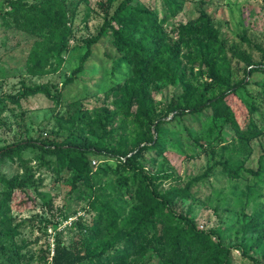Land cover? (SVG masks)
<instances>
[{"label":"trees","instance_id":"trees-1","mask_svg":"<svg viewBox=\"0 0 264 264\" xmlns=\"http://www.w3.org/2000/svg\"><path fill=\"white\" fill-rule=\"evenodd\" d=\"M132 2H97L102 22L95 34L78 45L84 51L65 79L70 82L82 72L93 47L107 40L114 50V55L105 52L111 59L107 73L111 79L122 70L124 77L104 91L105 103L90 111L81 100L72 102L64 127L69 134L61 141L36 137L0 146V159L17 157L23 167L20 174L2 180L0 214L12 209L15 192L34 205L30 189L37 193L42 178L34 177L30 164L37 161L38 167L57 179L62 171L71 172L69 189L87 191L91 214L88 220L79 216L71 222L75 232L68 243L54 235L47 264H146L152 256L158 264H231L233 248L245 256L249 250L258 253L249 256L251 263L264 264V204L258 203L251 212L244 207L237 211L240 227L233 245L224 243L218 230L199 228L190 205L184 212L176 209L179 200L194 197L197 185L215 166L231 179L239 178L242 171L257 177L261 158L256 170L246 167L244 158H225L202 173L182 176L170 164L167 152L174 148L182 156L186 154L165 135L168 127L177 133L174 125L180 123L179 130L186 132L195 147L212 154L228 132L245 142L257 138L261 129L254 114L259 106L246 95L249 82L236 78L238 70L231 59L244 64L246 75L264 73V49L245 34L241 39L261 52L260 61L252 60L239 47L227 48L202 7L205 0H199L196 18L172 29L175 38L163 24L180 11L178 0H162L160 12ZM5 5L0 11L2 24L34 36L24 75L58 71L73 32L67 0H5ZM204 74L209 81L199 79ZM164 84L173 88L172 94L158 102L152 91ZM51 87L56 86L49 82L24 85L8 99L19 103L21 98L43 94L58 102L60 93H53ZM4 108L2 105L0 111ZM26 151L31 152L27 157ZM160 157L162 162L157 163ZM165 181L171 182L159 187ZM10 219L1 220L7 226L0 234L6 237L17 233V225L11 227Z\"/></svg>","mask_w":264,"mask_h":264},{"label":"rangeland","instance_id":"rangeland-1","mask_svg":"<svg viewBox=\"0 0 264 264\" xmlns=\"http://www.w3.org/2000/svg\"><path fill=\"white\" fill-rule=\"evenodd\" d=\"M98 1L67 0L73 30L70 49L64 53V62L58 71L42 76L24 75L25 57L34 36L4 26L0 19V107L5 106L4 110L0 111V146L36 137L61 141L69 134L64 127L68 125L66 118L73 109L72 102L79 99L82 106L90 111L101 107L105 103L104 91L110 83L123 79L122 70L111 79L107 73L111 59L105 52L114 55V50L111 44L104 40L93 47L84 70L72 81L65 82L84 51V48L78 45L83 38L95 34L102 22ZM178 2L181 4L180 11L163 24L165 30L174 38L176 35L172 29L180 22L196 18L201 8L199 0ZM132 4L148 6L158 12L163 9L162 0H133ZM5 6V0H0V11H3ZM202 7L211 15L227 48L239 47L246 54H250L252 60H261V52L248 46L241 39V35L245 34L264 49V0H205ZM227 56L230 58V52ZM231 65L238 70L236 78L244 77L249 82L246 95L255 98L259 106L254 114V119L261 129L257 138L245 142L232 137V132H228L225 139L215 145L216 149L212 154L195 147L186 132L179 130L180 123L174 125L177 133L170 127L165 129V135L170 141L179 146L180 152L186 154L182 156L171 147L167 152L170 164L182 176L202 173L215 161L225 158L231 161L244 158L245 166L256 170L261 158V174L257 177L242 171L239 178L231 179L219 166H215L205 180L197 185L194 197L179 200L176 205V209L183 212L190 205L191 216L198 227L203 230H218L227 245H233L238 238L236 229L240 227V222L237 211L244 207L246 212H251L258 203L264 204V73L254 71L246 75L244 64L237 62L236 58L231 59ZM199 79L209 81L206 74ZM46 82L56 86L51 87V91L60 93L58 102L43 94L21 98L19 103L8 99V96H16L24 85ZM172 90L171 86L164 84L159 90L152 91V96L156 101L164 102L169 99ZM44 132L47 135H44ZM30 153L26 151L24 154L27 157ZM146 156L148 159L149 156ZM160 162L162 157L157 159V163ZM30 165L34 166V177H41L42 181L37 193L30 189V193L35 196L34 205L15 192L17 197L11 201L12 209L4 215L0 214V229L7 226L1 223L3 217L11 218V227L17 225V233L12 237L0 234V264H47V250L52 247L54 235H60L62 240L68 243L75 232L71 222L79 216L88 220L91 215L87 207V191L82 194L69 189L71 172L62 171L57 179L46 168L38 167L37 161H32ZM166 167L168 165L164 166ZM22 171L23 167L17 157L1 158L0 191L5 185L2 180H8ZM170 182L165 181L159 187L163 188ZM23 204L28 207L20 209L19 206ZM63 214H67V217L64 218ZM46 220L51 223L45 224ZM253 255L258 253L249 250L245 256L239 248H233L231 264H252L249 256ZM146 264H158V261L152 256L147 259Z\"/></svg>","mask_w":264,"mask_h":264},{"label":"built area","instance_id":"built-area-1","mask_svg":"<svg viewBox=\"0 0 264 264\" xmlns=\"http://www.w3.org/2000/svg\"><path fill=\"white\" fill-rule=\"evenodd\" d=\"M43 134H44V135H46V133H45V132H44ZM92 164H96V163H95V160H92Z\"/></svg>","mask_w":264,"mask_h":264}]
</instances>
